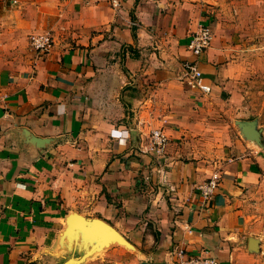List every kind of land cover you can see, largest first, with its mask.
<instances>
[{"label": "crops", "instance_id": "obj_1", "mask_svg": "<svg viewBox=\"0 0 264 264\" xmlns=\"http://www.w3.org/2000/svg\"><path fill=\"white\" fill-rule=\"evenodd\" d=\"M117 1L0 0V264L84 254L93 234L70 225L73 213L127 242L80 264H175L176 247L256 264L260 148L237 128L218 159L200 143L218 121L243 119L245 81L264 74V0ZM199 22L214 34L199 57L209 94L181 79ZM44 31L53 44L38 55L30 36ZM154 128L169 136L160 158L141 151ZM213 172L220 184L206 199L197 186Z\"/></svg>", "mask_w": 264, "mask_h": 264}, {"label": "built area", "instance_id": "obj_2", "mask_svg": "<svg viewBox=\"0 0 264 264\" xmlns=\"http://www.w3.org/2000/svg\"><path fill=\"white\" fill-rule=\"evenodd\" d=\"M113 5H118L117 0H112ZM214 34L209 24L199 22L192 31L187 43L188 57L181 64V79L189 88L197 90L202 94H209L212 86L205 79V74L200 67V55L211 46ZM32 49L38 55H42L50 50L53 44L50 31L34 34L30 36ZM147 143L141 147V151L156 158L164 156L169 142V136L161 129L154 128L147 134ZM122 140V138H119ZM220 174L213 172L197 188L204 198H210L220 184ZM175 264H218L214 256L190 254L183 247L175 248Z\"/></svg>", "mask_w": 264, "mask_h": 264}, {"label": "rangeland", "instance_id": "obj_3", "mask_svg": "<svg viewBox=\"0 0 264 264\" xmlns=\"http://www.w3.org/2000/svg\"><path fill=\"white\" fill-rule=\"evenodd\" d=\"M242 92L244 94V98L241 99V102L237 103L236 107L238 108V110L235 112V116L239 115L240 117L243 118L241 120H251V119L257 120V126L262 129L261 144H257L254 141L252 142L255 145L259 146L260 148L259 153L264 157V74H261L260 71L257 72L252 71L248 79L245 81V85L243 86ZM228 118L229 117H227V119ZM216 124L218 125L215 128L209 129L207 130V132L203 134V137L204 138L206 137V139L205 141L203 139L200 145H202L203 148L204 147L209 148L210 150L208 149L206 150L210 151L211 154H213L214 157L218 159L220 155L219 151L222 149L224 142L228 139L229 133L232 130H236V128L240 132V129L235 122H231L227 124L226 122L218 121ZM243 138L245 137L243 136ZM252 236L258 238L261 245L259 251L254 252V254L258 256V259L256 260V264H264V225L262 226L261 231H259L257 235H252ZM72 255L75 258L80 256L78 252H74L72 253ZM118 259L120 258H116L115 260L114 258L112 260L108 259V261H105L104 263L106 264V262H112L113 264H118L117 262H115ZM45 262L48 263L47 261ZM64 262H57L55 264H62ZM42 264L44 263L42 262ZM75 264H80V263H75Z\"/></svg>", "mask_w": 264, "mask_h": 264}, {"label": "water", "instance_id": "obj_4", "mask_svg": "<svg viewBox=\"0 0 264 264\" xmlns=\"http://www.w3.org/2000/svg\"><path fill=\"white\" fill-rule=\"evenodd\" d=\"M235 123L240 129V133L246 139L261 144V131L262 129L257 126V120H235ZM70 220L71 226H81L83 224L85 230L89 234H93L94 242L91 244L90 248L79 257H71L67 259L62 264H73L81 262L85 256L91 254L94 250L99 248L102 245H107L112 241H118L120 243H127L123 236L109 223L100 219V218H84L82 215L73 213ZM78 220L76 221V219ZM248 249L251 252L259 251V239L253 236H250L248 239ZM140 264H153L149 261L143 260Z\"/></svg>", "mask_w": 264, "mask_h": 264}, {"label": "bare ground", "instance_id": "obj_5", "mask_svg": "<svg viewBox=\"0 0 264 264\" xmlns=\"http://www.w3.org/2000/svg\"><path fill=\"white\" fill-rule=\"evenodd\" d=\"M77 220H78V218H77Z\"/></svg>", "mask_w": 264, "mask_h": 264}]
</instances>
